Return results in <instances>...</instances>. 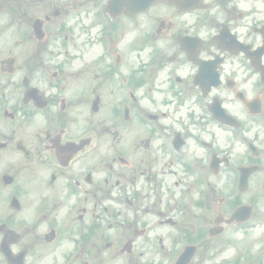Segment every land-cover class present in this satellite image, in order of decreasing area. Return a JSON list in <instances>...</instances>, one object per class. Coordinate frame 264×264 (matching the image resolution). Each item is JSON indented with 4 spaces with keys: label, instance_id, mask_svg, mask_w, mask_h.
Masks as SVG:
<instances>
[{
    "label": "flooded vegetation",
    "instance_id": "af4514ba",
    "mask_svg": "<svg viewBox=\"0 0 264 264\" xmlns=\"http://www.w3.org/2000/svg\"><path fill=\"white\" fill-rule=\"evenodd\" d=\"M186 1L0 0V264H264V0Z\"/></svg>",
    "mask_w": 264,
    "mask_h": 264
}]
</instances>
